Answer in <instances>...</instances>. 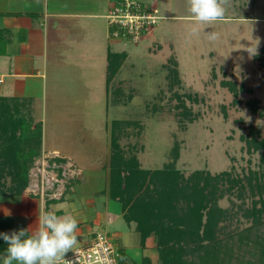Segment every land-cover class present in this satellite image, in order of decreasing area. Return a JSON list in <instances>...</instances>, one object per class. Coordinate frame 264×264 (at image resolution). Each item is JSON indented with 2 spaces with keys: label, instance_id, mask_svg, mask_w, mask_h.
Listing matches in <instances>:
<instances>
[{
  "label": "rangeland",
  "instance_id": "rangeland-1",
  "mask_svg": "<svg viewBox=\"0 0 264 264\" xmlns=\"http://www.w3.org/2000/svg\"><path fill=\"white\" fill-rule=\"evenodd\" d=\"M138 1L155 7L162 19L134 44L111 39L119 43L112 47L113 52L125 57L110 83L105 77V110L98 101L93 103V96L84 108L69 103L72 96L82 97V89L83 97L86 92L82 83L68 91L67 79H63L64 89L51 100L49 111L53 116L57 113V124L50 122L41 152L29 170L26 189L13 199H0V214L14 215L18 226L28 232H32L30 220L38 219L41 210L65 216L67 207L68 216L77 218L79 214H71L72 205L64 203L73 199L70 189L75 185L79 197L90 193L95 203L87 214L81 211L86 223L79 229L87 226L95 235L105 233L112 238L115 230L128 231L123 219L113 216L112 226L106 225L104 208L96 204L105 200L108 189L104 171L97 168L108 166L112 121H121L115 137L124 159L134 158L138 168L149 173L173 166L185 177L202 170L211 176L226 173L243 181L249 172H264V148L252 151L246 144L252 137L264 140V0H230L224 19L210 26L193 25L186 0ZM101 21L108 31L106 17ZM193 27L195 35L191 34ZM210 30L219 33L215 44L206 38L205 32ZM251 45H257V55L250 57L244 49ZM59 73L65 69L60 68ZM4 86L0 85V97L17 94L23 98L4 91ZM31 106L34 122L45 119V112L34 110L33 103ZM66 110L79 117L76 123L72 120L63 126L59 122L69 116ZM91 136L89 142L79 140ZM103 137L108 148L94 142V138ZM67 145L69 149L64 150ZM52 200L59 204L50 203ZM258 200V193L251 196L247 188L242 199L235 190L224 193L218 205L231 217L221 223L223 232L247 227L249 222L238 208H249ZM96 214L99 223L92 225ZM77 243L60 260L79 247Z\"/></svg>",
  "mask_w": 264,
  "mask_h": 264
},
{
  "label": "trees",
  "instance_id": "trees-1",
  "mask_svg": "<svg viewBox=\"0 0 264 264\" xmlns=\"http://www.w3.org/2000/svg\"><path fill=\"white\" fill-rule=\"evenodd\" d=\"M1 36L3 33L0 55L6 43ZM124 57L108 52L107 83ZM31 103L30 98L0 97V199L23 193L29 170L41 152L42 125L33 121ZM251 108L256 111L253 104ZM120 124L112 121L107 198L120 205L123 221L133 226L142 244L154 238L157 264H264V172H249L243 181L226 173L211 176L202 170L185 177L173 166L149 173L139 169L134 158L124 159L115 137ZM246 142L249 150L264 148V140L252 137ZM225 181L227 186L223 187ZM245 188L251 196L256 191L260 200L249 208L239 207L249 225L226 234L221 223L231 216L218 201L233 190L242 199ZM18 222L15 217L0 215V233L22 229ZM6 247L0 238V258ZM117 252L118 264L132 263L123 250L117 248ZM141 264L150 263L143 260Z\"/></svg>",
  "mask_w": 264,
  "mask_h": 264
},
{
  "label": "crops",
  "instance_id": "crops-1",
  "mask_svg": "<svg viewBox=\"0 0 264 264\" xmlns=\"http://www.w3.org/2000/svg\"><path fill=\"white\" fill-rule=\"evenodd\" d=\"M110 1L0 0V33H3L1 37L3 41H6L4 53L0 55V85H5L6 92L18 93L23 95V98H30L34 104V110L39 109L40 112H45V119L37 118L36 120L42 124L43 144L51 126L50 122L57 124V113L53 116V112L50 114L49 111L52 109L51 100H54V97L64 89L61 84L63 79H67L68 87L65 89L68 91L72 89L74 91L76 83H82L86 92L87 98L83 97L82 89L80 92L82 97L78 99L77 96L76 98L72 96L69 103L75 106L79 104L84 108V104H90L93 96V103L98 101L100 108L104 105L105 110L107 54L113 52L112 47L119 46L118 42L111 41L108 37L107 24L105 26L101 21L105 19L104 12H107ZM60 68L65 69L63 74L66 78H61L63 74L59 73ZM38 98L42 100L38 101ZM66 111L69 116L63 117L64 119L62 118L59 122L63 126H67V123L72 120L76 123L79 117L75 118V114L70 113V110ZM91 139L92 136L79 138L81 142H89ZM94 139L98 145L108 148V142L104 137ZM66 142L68 140L64 144ZM43 147L45 148L44 145ZM67 148L68 145L64 150ZM51 150L53 153L57 152V149ZM105 163L107 159L103 164ZM77 167L76 175H79L80 168L78 165ZM97 169L104 171V181L107 183L106 166H98ZM70 190L73 192L71 194L73 199L70 198V202L64 203L72 205L69 206L72 207L71 214L80 215L75 218L80 227L86 223L81 217L82 212L87 214L95 203L90 193L80 194L81 197H79L76 185ZM103 193L105 194V191ZM106 198L107 190L104 195L105 200L97 201L96 204H99V208H104V222L111 227L114 222L110 216L122 219V211L118 203L110 200L107 202ZM50 203L59 204L53 200ZM19 205L16 203L17 209ZM20 208L21 206L19 207L21 211ZM64 209L68 215L67 207ZM0 215L15 217L4 212ZM37 221L38 219L35 218L30 220L29 230L33 231L37 227ZM117 221L118 219L115 222ZM98 223L99 214H96L92 225ZM78 226L75 233L79 242L77 245L86 243L94 237L95 233L90 227H82L81 230ZM127 226L129 227L127 232L115 230L112 233L114 238L112 236L111 238L115 246L124 251V254L131 259V264H141L143 260H147L150 264H157L154 238L150 237L142 244L134 228L130 227L132 225ZM135 239H137L136 244H134Z\"/></svg>",
  "mask_w": 264,
  "mask_h": 264
},
{
  "label": "clouds",
  "instance_id": "clouds-1",
  "mask_svg": "<svg viewBox=\"0 0 264 264\" xmlns=\"http://www.w3.org/2000/svg\"><path fill=\"white\" fill-rule=\"evenodd\" d=\"M187 12L194 26L213 25L224 19L230 0H186ZM196 27L191 34L195 35ZM210 44H215L219 33L205 32ZM249 56L257 55V45L244 49ZM78 222L74 217L58 216L50 210H41L37 227L29 233L25 229L0 233L7 247L2 256V264H58L64 254L77 243Z\"/></svg>",
  "mask_w": 264,
  "mask_h": 264
},
{
  "label": "built area",
  "instance_id": "built-area-1",
  "mask_svg": "<svg viewBox=\"0 0 264 264\" xmlns=\"http://www.w3.org/2000/svg\"><path fill=\"white\" fill-rule=\"evenodd\" d=\"M108 37L134 44L149 28H154L162 19L152 5L138 0H111L107 14ZM113 239L98 233L88 242L74 249L60 264H118L117 247Z\"/></svg>",
  "mask_w": 264,
  "mask_h": 264
}]
</instances>
